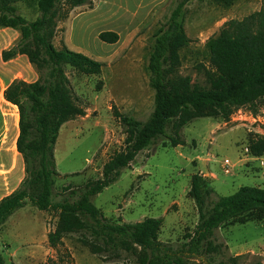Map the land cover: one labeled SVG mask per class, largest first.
<instances>
[{"label":"rangeland","instance_id":"rangeland-1","mask_svg":"<svg viewBox=\"0 0 264 264\" xmlns=\"http://www.w3.org/2000/svg\"><path fill=\"white\" fill-rule=\"evenodd\" d=\"M175 5L174 0H95L93 9L64 7L62 12L68 16L57 23L55 48L66 46L83 53L101 62L103 69L100 75L88 76L65 67L74 101L84 115L64 124L59 132L54 149L56 201L101 179L105 164L124 150L126 132L118 115L145 122L153 113L156 96L149 85V60L155 35ZM16 7L28 21L37 19L35 1ZM260 8L261 0H236L230 8L214 0H192L184 15L190 43L180 50L179 74L207 87L205 74L212 67L206 42L219 34L227 21L242 20ZM104 31L118 33V41H101L99 34ZM12 33L0 28V41L12 38L11 43L15 42ZM38 78L27 58L10 66L0 64L2 196L12 193L25 178L23 158L14 144L19 111L4 99L2 91L12 79L31 83ZM171 133L168 131L178 146L167 139L158 140L142 151L115 183L96 195L93 203L107 220L119 224L160 219L159 241L173 259L188 264H264V220L223 225L215 231L210 246L198 251L192 249L188 238L199 223L198 208L189 195L193 175L201 176L213 190L205 199L207 210L219 197L232 195L241 187L264 188V156L255 158L248 151L249 137L264 134V98L232 107L224 118H199L177 135ZM58 214L40 211L30 203L16 211L0 229V254L5 264H45L64 253L70 255L68 264H141L138 256L124 252L95 254L79 234L67 235L57 249L51 248L48 235L56 228Z\"/></svg>","mask_w":264,"mask_h":264},{"label":"trees","instance_id":"trees-1","mask_svg":"<svg viewBox=\"0 0 264 264\" xmlns=\"http://www.w3.org/2000/svg\"><path fill=\"white\" fill-rule=\"evenodd\" d=\"M29 1H35L38 11L33 22L21 16L16 7ZM174 1L176 5L167 23L155 35L148 65L149 85L156 96L153 113L145 122L118 115L126 132L124 150L105 164L101 179L89 181L83 188L72 190V197L56 201L59 195L55 193L58 172L54 149L59 132L64 124L84 115L74 101L65 67L93 76L101 74L103 64L66 46L58 50L53 40L58 21L68 16L62 12L64 7L93 9L95 0H0V28L19 33L14 45L2 51V60L7 62L25 55L39 76L31 83L16 79L3 92L4 99L19 111L15 148L23 157L25 178L17 190L0 201V229L16 211L30 203L40 211H58L56 228L48 235L53 249H57L63 237L79 234L81 242L95 254L124 252L138 256L141 264H188L170 257L169 250L163 251L159 241L160 219L119 224L107 220L93 203L96 195L115 183L123 170L158 140L167 139L174 147L178 146L179 142L168 131L177 135L196 119L224 118L228 109L264 98V0L259 11L242 20L227 21L219 34L206 42L212 67L211 71L206 70L207 87L179 74L180 50L190 43L184 15L192 0ZM214 1L229 7L236 0ZM99 39L114 44L119 35L104 31ZM100 88L101 83L97 85ZM248 151L255 158L264 156V134L249 137ZM212 193L201 176L193 175L189 195L198 208L199 223L188 238L196 251L210 246L215 231L223 225L264 220V188L241 187L232 195L219 197L207 210L205 199ZM69 258L64 253L45 264H68ZM0 264H5L1 254Z\"/></svg>","mask_w":264,"mask_h":264},{"label":"crops","instance_id":"crops-1","mask_svg":"<svg viewBox=\"0 0 264 264\" xmlns=\"http://www.w3.org/2000/svg\"><path fill=\"white\" fill-rule=\"evenodd\" d=\"M235 3V2H234ZM234 5V4H233ZM233 5H231V6H229L228 8H230V7H232ZM3 30H8V31H10V32H14V33H12L13 34V37L15 38H17L16 39V41L18 40V38H19V34H18V32L16 31V30H14V29H11V28H6V29H3ZM110 30H113V29H110ZM11 39L12 38H10V39H5L4 40V42H1L0 41V44L2 45V48H1V50H0V64L1 65H3V66H10V65H12L13 63H15V62H17V61H21V60H25V58H27L25 55H19V56H17L16 58H14V59H12V60H10V61H7V62H4L3 60H2V58H1V53H2V51L3 50H6V49H9L10 47H12L13 45H14V43L16 42H13V43H11ZM28 59V58H27ZM14 81V79H12L7 85H6V87H5V89L8 87V85L9 84H11L12 82ZM3 87V86H2ZM3 92H4V89H3V91H2V94H3ZM1 107V106H0ZM2 109V108H1ZM2 131V129H0V145L3 143V141H4V134H3V132H1ZM18 135H19V128H17V131L15 132V141H17V138H18ZM14 141V142H15ZM15 144V143H14ZM18 152V151H17ZM21 155V154H20ZM23 158V157H22ZM19 161V160H18ZM23 162H24V160H23ZM24 170H25V163H24ZM24 180V179H23ZM22 183V182H21ZM21 183H20V185H21ZM19 185V186H20ZM19 186H18V188H19ZM18 188H16L15 190H17ZM14 190V191H15ZM14 191H12V193L14 192ZM11 194V193H10ZM10 194H8V195H10ZM8 195H4V196H2L1 195V192H0V201L3 199V198H5L6 196H8Z\"/></svg>","mask_w":264,"mask_h":264},{"label":"built area","instance_id":"built-area-1","mask_svg":"<svg viewBox=\"0 0 264 264\" xmlns=\"http://www.w3.org/2000/svg\"><path fill=\"white\" fill-rule=\"evenodd\" d=\"M225 164L228 166V164H229V160H226V161H225Z\"/></svg>","mask_w":264,"mask_h":264}]
</instances>
